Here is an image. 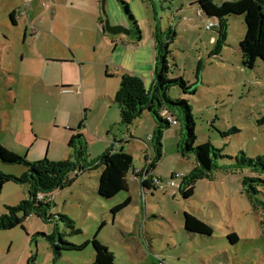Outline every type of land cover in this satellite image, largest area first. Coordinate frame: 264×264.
<instances>
[{"label": "rangeland", "instance_id": "obj_1", "mask_svg": "<svg viewBox=\"0 0 264 264\" xmlns=\"http://www.w3.org/2000/svg\"><path fill=\"white\" fill-rule=\"evenodd\" d=\"M77 1L85 2L89 7V0ZM77 1L0 0V146L26 159L34 152L35 147L29 141L31 121L39 118L40 106H48L42 82L30 72V65H37L31 60L36 55L49 47L64 53L63 47L69 45L76 53L80 50L82 58L93 62V66L98 60L110 59V71L114 70L112 67L128 70L144 58L148 61L149 71L142 81L149 88L155 67L154 34L158 29L161 32L171 29L176 35L169 45L170 56L167 57L169 77H183L194 94H184L173 86L168 97L183 99L189 106L195 124L194 147L209 142L215 149H220L224 157L216 159L217 168L210 179L197 181L193 196L184 199L177 188L166 184L172 174L187 175L195 166V156L186 152L185 157H181L177 145L183 139L184 129L181 123L170 126L163 133L161 158L152 175L162 180V187L146 194L145 216L141 211L140 189L132 186L134 178L131 175L127 177V193L120 192L112 199L103 200L96 193L98 172L90 171L77 177L71 187L49 195L51 205L47 213L53 216L51 223L31 215L24 220L22 228L0 231V264L93 262L90 244L80 251H60L57 256L42 236H48L53 229L62 240L74 245L95 238L114 254L116 264H155L157 258L161 264H264V210L259 203L250 200L242 186L243 177L255 174L247 168L233 167L236 166L235 158L240 155L264 159V63L257 60L253 69L242 67L238 44L245 34L243 17H227L225 44L217 55H213L216 31L205 30L206 18L196 14L198 0H100L104 20L111 26L131 30L129 20L124 17L127 6L140 31V39L137 41L131 34L105 33L107 43L97 38L90 46L91 40H87L85 34L93 30L94 19L88 10L71 6ZM210 1L219 5L230 0ZM12 14L16 16L15 23ZM44 34H51L53 39ZM56 38L58 42L54 40ZM94 46L96 51L92 52ZM198 62L201 64L199 78L195 75ZM142 70L146 72L144 65ZM115 79L118 88L119 77ZM112 81L110 84H114ZM97 120L96 112H92L89 125L96 128ZM112 120L115 124L110 130L112 141L114 136L116 141H125V129L115 106H112ZM232 128L238 132L222 137V133ZM154 129V120L145 113L126 133L130 143L125 150L133 157L134 172L145 168L144 156L150 145L147 138L152 136ZM65 149L68 156L55 161L72 157V151ZM96 152L98 149L89 150L87 145L89 161L103 153ZM53 153L56 154L54 150ZM25 170L23 166L0 161L2 174L18 177ZM137 181L139 183L140 179ZM27 194V185L4 184L0 192V216L6 213L5 207L17 205L27 198ZM127 197L131 199L130 205L112 215L111 208ZM255 199L264 203V191L260 189ZM183 213L210 225L212 235L186 233ZM58 216L68 218L75 231ZM138 233L143 234L145 243L141 236L137 237ZM232 234L237 236L236 241H231Z\"/></svg>", "mask_w": 264, "mask_h": 264}, {"label": "trees", "instance_id": "obj_2", "mask_svg": "<svg viewBox=\"0 0 264 264\" xmlns=\"http://www.w3.org/2000/svg\"><path fill=\"white\" fill-rule=\"evenodd\" d=\"M122 5L125 4L122 3ZM196 6L200 12L198 13L200 18H206L205 23H214L213 27L210 28V30L216 31L217 35L212 43L213 55H217L221 46L225 44L227 17L242 16L245 34L238 44L242 67L253 69L257 60L264 63V0H230L219 5L210 0H198ZM124 17L130 22V34L135 36L138 41L140 31L127 6ZM103 18L100 14L98 22L102 31ZM166 34H169L168 37L163 38ZM175 35V31L171 29H167L165 32H161L159 29L156 31L154 34L155 67L149 88H145L139 77L123 73L119 76V84L113 103L120 112V124L125 129L123 136H126L127 132L129 133V127L145 113H148L155 123L154 132L150 136L151 140L148 141L150 145L147 146L149 156L147 154L144 156V163L148 161L149 163L146 170L140 171L141 173L145 172L147 176V179L141 184L142 191L148 188L157 189L152 184V171L161 158L163 133L171 126L166 118L174 119L177 125L182 124L184 133L182 134L183 139L177 145L178 153L181 157H185L186 152H192L195 156V166L185 175L177 189L181 197L188 199L193 196L197 181L210 179L212 171L217 168L216 159L224 156L221 155L220 149H215L209 142L194 147L196 141L195 124L189 106L183 99L173 100L168 97V91L173 86L178 87L184 94H194L193 90H189L191 86L186 84L183 77H169L170 67L167 57L170 56L169 45L174 40ZM196 67L195 75L199 78L200 62L197 63ZM237 132L235 128H232L221 135L226 137ZM127 139L116 142L115 148L111 147L105 150L93 161L88 160L87 143L83 135L79 133L72 135L67 143L68 149L72 151V157L60 161H49L44 158L36 162H29L26 158L0 146L1 162L26 168L18 177L0 173V192L6 183L28 186V194L25 200L15 206L5 207L6 213L0 216V231L11 230L16 227L22 228L24 220L31 215L51 223L53 216L47 213L51 205L50 202L36 200V194L42 193L49 197L57 190L71 187L77 177L90 171L99 173L96 189L99 198L109 200L120 192L127 193L129 190L127 177L133 172L132 156L125 150L129 144ZM130 139L132 138L130 137ZM235 162L236 166H233L235 169L247 168L252 174H255V176L243 177L242 186L245 187L250 200L259 203L264 210V203L257 202L255 199L260 189L264 191V159L261 157L249 159L240 155L239 158H235ZM141 173H135L132 176L134 180L139 179ZM130 203L131 199L127 197L111 208V214H118ZM143 215L145 216V212ZM58 219L64 220L73 229V223L65 216H58ZM183 230L188 234L205 237H210L213 233L210 225L188 213H183ZM73 231L75 230L73 229ZM42 236L49 242L57 256L60 255V251H80L90 244L94 252V260L90 264H116L114 254L95 238L81 245H74L62 240L61 235L55 229L48 236ZM230 238L232 242L237 240L235 234H232Z\"/></svg>", "mask_w": 264, "mask_h": 264}, {"label": "crops", "instance_id": "obj_3", "mask_svg": "<svg viewBox=\"0 0 264 264\" xmlns=\"http://www.w3.org/2000/svg\"><path fill=\"white\" fill-rule=\"evenodd\" d=\"M31 1L32 0H30V2ZM99 2L100 0H89L88 8L84 4L85 2L80 3L77 1L71 4L74 8H84L92 14V18L94 19L93 30H91L89 34H85L88 38L87 40H91L90 46L94 45L97 38H101L103 42L107 43V41L104 40L106 32H104V30L102 31L101 25L98 22V18L101 14ZM198 11L199 10L196 11L197 15ZM12 15V22L15 23L16 16H14L15 14ZM32 35L35 34L33 33ZM44 36L51 40L53 39L51 34H44ZM92 37H94V39ZM210 38H212V36ZM212 39L214 40V37ZM54 40L56 42L59 41L58 38ZM211 42L212 41H210L209 44H211ZM113 46L116 47V44ZM63 48L66 49L64 53L63 51H52V47H49V49H45L41 55H36L34 59L30 58L32 62H36L37 64L34 65L30 62V72L35 78L42 82L46 98L48 99L45 103H47L48 106L46 108L40 106L39 110L42 111L39 112V118L36 121H31L32 128L29 141L35 148L31 156L30 154L27 155L29 162L41 158H49L51 161H55L61 157L66 158L68 156V150L65 148L68 149V147L65 146L70 137L75 133L83 135L89 150L98 149L99 152H96V154H100L111 147L115 148L116 142L118 141L115 140V136L113 141L112 137H110L112 125H115L112 124V106L117 108L112 99L117 89V80L115 78L118 79L121 74L127 73L133 74L142 80L147 71H149L146 67L148 61L144 58L141 59V62L136 59L139 64L135 63L133 68L128 70L112 67L114 70L110 71V59L105 58L98 60L96 61L97 65L93 66L91 65L93 62H89L87 58H82L80 50L76 49L78 52L76 53L75 50L69 48V45ZM83 48L85 49V45H83ZM95 51L94 46L92 52ZM142 65H144L146 72L142 70ZM109 81H112V83L114 82V84H110ZM15 101H17V98ZM31 109L30 107L29 110ZM92 112H96L98 116L96 128H92L89 125V117ZM47 114L49 115L48 119L45 118ZM49 127L50 130H48ZM99 128L102 129L101 132L97 131ZM54 130L56 132H54ZM57 144V147L53 146ZM9 149L12 150L11 148ZM52 150H54L56 154H51ZM154 170L152 171V175ZM131 184L132 186L139 187V200L141 201L142 195L144 197V208L141 206V211L145 212L146 194H150L154 189L148 188L142 191V185L140 182L138 183L137 180H134ZM140 236L142 238L143 234L138 233L137 237ZM142 240H144V237Z\"/></svg>", "mask_w": 264, "mask_h": 264}, {"label": "built area", "instance_id": "obj_4", "mask_svg": "<svg viewBox=\"0 0 264 264\" xmlns=\"http://www.w3.org/2000/svg\"><path fill=\"white\" fill-rule=\"evenodd\" d=\"M213 25H214L213 22H207L205 24V30H210V28L213 27ZM166 119H167V122L171 126H176L177 125V123H176V121L174 119H172V118H166ZM124 139L126 140L127 139V136H124ZM149 140H151V137L150 136L147 138V141H149ZM146 150H147V153L145 152V154L149 155L148 148H146ZM148 163H149V161L147 163H145V168H143V170H146L147 169ZM135 173H141V172L140 171H135V172L133 171L131 173V176H134ZM184 177H185V175L182 174V173H179V174H176L175 173V174H173V176L171 177V179L167 182L166 186L167 187H173V188H177L178 189L180 187L181 181L184 179ZM139 179H140V183L141 184L144 182V180L147 179V176H146L145 172L144 173H141V176L139 177ZM162 183H163L162 180L152 177V184L157 189L162 187ZM36 200L41 201V202L49 201V197L46 196V195H44V194H42V193H37L36 194ZM141 204H142V206L144 208V197H143V195H142V199H141ZM158 261H161V260L157 258L156 259V263ZM157 264H161V263L158 262Z\"/></svg>", "mask_w": 264, "mask_h": 264}, {"label": "water", "instance_id": "obj_5", "mask_svg": "<svg viewBox=\"0 0 264 264\" xmlns=\"http://www.w3.org/2000/svg\"><path fill=\"white\" fill-rule=\"evenodd\" d=\"M103 1H101L102 2V6H101L102 11H104ZM103 30H104V32L111 34V35H118V34L129 35L130 34V30L124 28L123 26H111L108 20H104Z\"/></svg>", "mask_w": 264, "mask_h": 264}]
</instances>
